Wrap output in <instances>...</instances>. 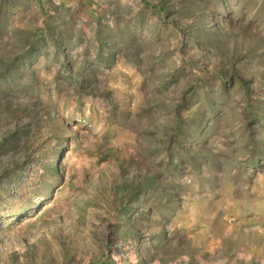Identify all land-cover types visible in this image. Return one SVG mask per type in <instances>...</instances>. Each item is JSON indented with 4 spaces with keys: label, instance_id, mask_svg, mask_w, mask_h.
Segmentation results:
<instances>
[{
    "label": "rangeland",
    "instance_id": "1",
    "mask_svg": "<svg viewBox=\"0 0 264 264\" xmlns=\"http://www.w3.org/2000/svg\"><path fill=\"white\" fill-rule=\"evenodd\" d=\"M0 264H264V0H0Z\"/></svg>",
    "mask_w": 264,
    "mask_h": 264
}]
</instances>
